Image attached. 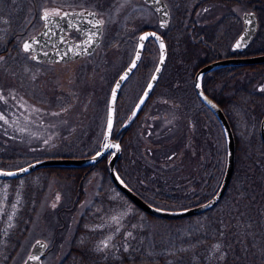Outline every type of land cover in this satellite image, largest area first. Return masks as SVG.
<instances>
[{"label":"trees","instance_id":"obj_1","mask_svg":"<svg viewBox=\"0 0 264 264\" xmlns=\"http://www.w3.org/2000/svg\"><path fill=\"white\" fill-rule=\"evenodd\" d=\"M180 1L182 6L185 0ZM255 1L260 3L255 7L260 29L252 45L240 54L243 56L264 53V0H251V3ZM227 2L233 5L236 0H225ZM231 7L225 6L226 10ZM181 9L178 7L177 11ZM228 17L225 15L215 26L193 17L186 28L181 24L176 29L184 49L182 54H176L182 57L181 66L170 82L182 81L188 75L186 65L196 60L199 47L208 57L196 64L192 74L207 62L238 55L231 51L230 36L225 29ZM174 27L169 30L170 35ZM145 29L148 27L138 32ZM191 32L196 34L191 35ZM168 36H165L169 50L167 65H171L174 60V64L177 62V56ZM148 48L147 45L145 55ZM150 63L145 68L150 67ZM165 76L162 75L160 82L168 80ZM203 84L207 95L224 110L236 139L235 173L220 204L199 216L161 219L142 212L118 192L108 177L105 161L88 168L40 169L38 171H46L71 186V205L63 204L55 210L56 232L75 225L68 254L61 264H264V250L261 249L264 248V145L258 131H255L256 135H250L246 143L238 136L243 119L248 120V127L256 128L264 114V63L218 69L206 75ZM156 92L155 89L146 107ZM207 114L202 110L194 112L191 121L177 131L175 123L163 127L151 121L147 130L157 135L152 140L147 137L153 145L152 150L147 144L137 148L136 132L131 135L133 126L130 127L121 138L123 154L117 163L121 178L143 199L160 208L179 210L206 201L218 188L226 167L224 137L222 145L216 140L222 129L218 121ZM88 142L65 152V148L70 147L64 140L60 152L32 159L57 154L61 157L90 156L98 151V146L96 143L93 148L88 147ZM2 156L0 164L4 165L9 157ZM94 173L108 179V183L93 196L89 207L77 216L74 211L87 200L85 184ZM34 199L28 194L21 203L23 210L15 220L9 221L8 217V221L0 222V241L5 247L3 252L0 249V264L10 263L13 248L23 240L36 208ZM222 205L227 208L221 210ZM238 216L243 220V229L237 226L239 222L236 228H232L234 225L226 221ZM105 242L110 245L103 249Z\"/></svg>","mask_w":264,"mask_h":264},{"label":"rangeland","instance_id":"obj_2","mask_svg":"<svg viewBox=\"0 0 264 264\" xmlns=\"http://www.w3.org/2000/svg\"><path fill=\"white\" fill-rule=\"evenodd\" d=\"M28 1L31 2V0H22L24 4ZM38 1L43 2L45 0ZM64 1V5H70L71 8H79L83 11L96 10L99 13V17L104 24L102 44L91 57L83 59L75 65H66L64 67L49 66L46 69L42 65L35 67V64H32V73L27 69V73L29 74L30 72L29 77H32L31 80L35 79V82L38 83V85L36 84L28 90V94L30 92L35 93V96L30 95L28 97L29 101L25 104L26 110L29 111L28 118L18 119L16 120L17 123L12 125L11 120H8L6 116L8 114L6 112L7 106L0 105V112H3L5 117L0 114V156L6 155L5 157H9L7 158L8 163L4 162V165L0 164V169L21 167L32 162V158L58 153L60 152L59 149L63 147L61 145H63L62 142L64 140L71 148V150L70 148H65V152L73 151L75 148L82 146L86 141H89L86 144L88 147L92 146L93 148L96 143L97 146H100L106 127L111 89L119 75L134 57L140 33L138 31L144 26L148 28L154 27V29L157 28V17L155 13L145 6L142 0ZM166 1L169 5L172 4V1ZM201 1L185 0L181 6V1L175 0L174 5H171L173 9L175 7L171 25L168 30L161 32L164 37L169 35L168 37H170L169 39L173 47L172 51L175 52L174 55L177 53L179 55L182 54L184 49L178 40L179 35L176 29L178 27L180 28L181 24H184L186 28L187 24L191 21V16H196L194 20H200L206 25L215 26L224 15H229L225 20L227 25L225 29H227V35L230 36V43L232 45L243 30V14L245 12L255 11L254 7L258 5L255 3L253 6H249L247 0H236L237 2L233 4L234 6L226 10V8H223L225 0H211L209 3L202 4L197 8L198 3H201ZM48 2L59 5L56 3L58 2L57 0H48ZM51 6L53 5L51 4ZM178 7L182 9L177 11ZM205 7H207L206 10ZM195 11L196 14H194ZM4 25L6 27H12V24ZM15 26L17 45L20 48L25 39L38 32L41 28V23L40 25H36L17 22ZM173 26L175 27L170 35L169 30ZM157 30L159 29L157 28ZM217 30L222 31L220 28H217ZM195 34L191 32V35ZM0 40L1 43H4L5 37L2 36ZM197 43L200 44L199 42ZM1 45L3 46L4 44ZM148 47L149 52L144 55L142 59L143 64H140L135 73L124 84L119 94L115 132L118 133L124 125L128 126V129L133 126L131 135L136 132L137 140L135 142L137 148L138 145L143 144L145 146L147 144L152 146V150L153 145L149 143L147 137L152 140L157 135L155 132L147 130L151 121L153 124H161L163 127L173 126V123H175L177 131L185 126L188 121H191L194 117L192 116L194 112L202 110L203 113H208L207 116L209 113L212 115V113L208 110L204 111L200 107L194 91L193 81L196 72L192 74L191 71L201 59L208 57L203 52L204 50L199 47L196 60L193 64L186 65L188 75L186 74L182 81L179 79L177 81L178 83L176 81H169L171 76H173L171 79H175V73L181 66L179 63L182 57L176 55L177 62L175 64L178 63L179 65L176 66L174 64L175 60L171 65L168 63L169 69L168 65H166L163 74L166 75L165 77L168 80L159 81L160 83L156 87L157 92L155 93V97L145 108V112L142 116H137L129 124H125L127 118L129 119L128 115L135 109L158 64V45L151 41L148 43ZM17 56V60H22L23 56L26 57L22 53H18ZM148 63H150V67L145 68ZM41 73L42 75L46 74L50 91L57 89L60 92L59 96H61L59 99L65 98L59 105L61 110H63L59 114H57L58 111H53L57 109L54 103L55 101L50 100V104L48 105L39 96L38 89L42 82L40 77ZM178 78H180L179 75ZM72 90L77 94L75 102H71L65 95L62 96V93H69L72 96ZM46 107L50 108L49 112H46L47 115L44 112ZM247 121L245 119L242 120L243 124H241L238 133L243 143H246L250 139V135H256L255 131L259 133L261 120L257 122L256 128L254 126L248 127ZM128 129L127 131H129ZM159 130H162V128H159ZM149 132L150 134L148 135ZM156 132L158 133V131ZM60 134L63 137L57 136ZM222 137H224L223 131L221 133L218 132L216 140L221 145L223 143ZM141 149L142 147H140ZM10 154L12 156H8ZM58 155L61 154L51 155V158L61 157ZM223 175L224 172L219 180V185L221 184ZM107 183L108 179H105V177L98 173H94L85 184L88 198L77 206L74 213L79 216L89 207L92 203L93 196ZM70 187L69 183L62 179L59 180L46 171H36L18 179L0 180V222L8 221V217H10L9 221L15 220L18 213L23 210L21 203L28 194H31L33 198L37 199H34L36 208L29 222V228L23 240L17 245V248H13V256L9 259V264H23L29 255L33 243L38 239H43L49 243V251L43 259V264H61L62 259L68 254L75 225H68L63 230L56 232L54 230L56 222L55 210L63 204L65 206L71 205L72 196ZM216 191L209 198H212ZM111 192L116 194L112 189ZM226 208L227 206L225 205L221 206V210H225ZM226 221L234 225L232 228H236V224L239 222L237 226L239 225L238 227L243 229V220L240 216L234 217V220L231 217ZM105 243L107 247L110 245L109 242ZM0 244L1 252H3L5 250L3 246L4 242L0 241ZM103 245V249H105V244ZM261 249L264 250V248Z\"/></svg>","mask_w":264,"mask_h":264},{"label":"water","instance_id":"obj_3","mask_svg":"<svg viewBox=\"0 0 264 264\" xmlns=\"http://www.w3.org/2000/svg\"><path fill=\"white\" fill-rule=\"evenodd\" d=\"M149 4L158 14L159 27L161 30L168 29L171 21V12L168 5L164 0H144ZM89 13V12H88ZM88 13L78 15L79 12L69 13V19L73 26H69V23L65 20H61L59 17H50L49 21L45 22V27L33 37L28 38L24 41L22 47L24 49V44L27 43L31 46L30 51L35 53L34 59L39 62H69L92 55L102 42L103 36V24L96 28L92 27L93 23L101 21L95 12L94 16H90ZM45 21V20H44ZM244 29L240 36L234 41L232 49L234 51L243 52L246 50L250 44L255 39L257 32L259 30L258 17L255 12H245L243 14ZM67 29L77 30L82 39L79 41L66 40L64 32ZM141 37H146V39L141 40ZM91 44L89 46V41ZM149 40H154L159 48V60L157 67L147 84L143 94L141 95L139 102L137 103L135 109L131 113L126 124L132 122L138 114L141 112L150 96L152 95L156 85L158 84L162 73L164 71L165 65L168 59V48L164 37L155 30H146L142 32L137 40V47L130 64L124 69V71L119 75L115 81L108 103V114L106 127L104 130V136L102 140L101 149L91 155L86 157H62V158H48L37 160L31 162L23 167L4 170L0 169V179L10 180L18 179L29 175L30 173L49 167H81L87 168L95 166L101 163L103 160L107 159V173L115 185V187L127 197V199L133 203L142 212L167 220H179L189 217H195L207 213L208 211L214 209L221 200L226 195L228 188L232 182L235 166H236V141L231 124L223 111V109L211 99L203 88V78L205 75L226 67L233 66H245V65H256L264 63V53L257 54L253 56H234L227 57L209 62L202 67H200L194 76V90L198 99L211 111L219 122L225 142H226V167L225 172L220 184L219 189L215 195L204 203L189 208L179 209V210H168L154 206L141 198L137 193H135L119 176L116 165L118 160L122 155V146L119 141L112 138L115 118H116V106L119 98V94L128 81V79L134 74L138 68L147 42ZM161 43H163V48H161ZM240 45L237 47V45ZM50 48L48 52L43 51V49ZM135 65V66H134ZM158 69V70H157ZM124 77V79H121ZM142 101V103H141ZM109 121H111V127H109ZM259 135L262 143L264 144V114L260 121ZM110 145V147H105V145ZM118 146V147H116ZM26 169V171H25ZM48 252V243L43 239L36 240L29 252L26 261L23 264H43V259L46 257Z\"/></svg>","mask_w":264,"mask_h":264},{"label":"flooded vegetation","instance_id":"obj_4","mask_svg":"<svg viewBox=\"0 0 264 264\" xmlns=\"http://www.w3.org/2000/svg\"><path fill=\"white\" fill-rule=\"evenodd\" d=\"M57 1L58 2H56V3H58L59 5H55V4L51 3L53 5V6H51V4H50V2H48V0H45L43 2H39L38 0H31V2L28 1L25 4L22 2V0H0V39L2 38V36L5 37L4 43H1V40H0V105L2 104V105L7 106L6 112L8 114L6 116H7L8 120H11L12 125L16 124L17 123L16 120H18V119L21 120L23 118H28L29 111L26 110L25 104L29 101L28 97L30 95L35 96L34 92H30L28 94V90L31 89L32 86H34L36 84L38 85V83L35 82V79H32L33 80L32 81L31 80L32 77H29L30 72L32 73V64H35V67L37 65H42V67H44L46 69H48L49 66H51V67H53V66L64 67L66 65H75L76 63L80 62L81 60L91 57L95 53L94 52L90 56H86V57L79 58L77 60H73V61H69V62H39V61H36L34 59L35 53L26 52L23 49L22 45L24 42L21 44L20 48H18L17 32H16L15 24H17V22H18L21 24L22 23L23 24L29 23V24H36V25L39 24L40 25V23H41V28L38 30V32L35 35H32L31 37L36 36L45 27V21L43 19V15H44V12L46 10H48V11L59 10L61 12V15H63L64 13L79 12V13L86 14L88 12H95L97 14L98 18L100 20H102L99 17V13L96 10L83 11V10H80L79 8H73V7L71 8L70 5H64V3H65L64 0H57ZM164 1L168 5L170 12H171V21H170V25H171L172 14L174 11V9L171 5H174L175 0H170V1H172V4H170V5L168 4V2L166 0H164ZM210 1L211 0H203V1H201V3L199 2L200 4L198 3L197 8H199L202 4L209 3ZM142 2L145 6L150 8L155 13V15L157 17V28L159 29V30H157V28L154 29V27H153V28H148L145 30H155V31L160 32L163 35V33L160 31V27H159L158 14L144 0H142ZM228 2L227 3L224 2V5L227 7L234 6ZM247 3L249 4V6H253V4L256 3V1L251 3V0H250ZM211 4H213V3H211ZM257 4L260 5V3H257ZM224 5H223V8H225ZM255 7H254V9H255ZM206 9H207V7H205V10ZM254 12L256 13V15L258 17L259 29H260V19H259V16H258L256 9ZM194 14H196V11L194 12ZM52 17H56V16H52ZM193 17H196V16L194 15ZM193 17L191 16V19ZM223 18L221 20H219L218 23L221 22L223 20ZM242 21H243V16H242ZM4 24H7V25L12 24V27H6ZM170 25H169V27H170ZM144 27H146V26H144ZM169 27H168V29H169ZM208 28H210V27H208ZM243 29H244V22H243ZM145 30H143V31H145ZM143 31H141L140 33H142ZM258 32H259V30H258ZM103 33H104V24H103ZM140 33H139V35H140ZM64 35H65L66 40L79 41L82 39L81 34L77 30H74V29L73 30H71V29L65 30ZM27 39H25V40H27ZM151 41H153V40H149L148 43ZM148 43H147V45H148ZM1 44H4V45L2 46ZM232 46H233V44L231 45V51L235 54H238L237 55L238 57L243 56L240 54H242L244 51H246L250 47L249 46L243 52H238V51H234L232 49ZM50 50H51L50 48L43 49V51H45V52H48ZM18 53L19 54L22 53L26 57L23 56L22 60H17V57H18L17 54ZM243 57H247V56H243ZM215 60H218V59H215ZM212 61H214V60H212ZM212 61H210V62H212ZM207 63H209V62H207ZM27 69L30 70L29 74L27 73L28 72ZM40 77H41V81L43 82V83L42 82L40 83L39 89H38V93H40L39 96L42 97L41 100L46 102L48 105L50 104V100L55 101L54 103L56 104L57 109H55L53 111H58L57 114L61 113L63 110H61L59 105L61 104V102H63V100L65 98H62L61 100L59 99V97H61V96H59L60 92L57 89H55V90L51 89L52 91H50V85H49V82H47L46 74L42 75V73H41ZM34 89H35V87H34ZM35 91L37 92V90H35ZM72 91H73L72 96L69 93H62V96L65 95V97H67L71 102H75V98L77 97L76 96L77 94H75L74 90H72ZM26 94H28V96H26ZM152 95H151V97H152ZM148 102H149V100L147 101V103ZM147 103L145 104V106L143 107L141 112L138 114V116L139 115L142 116V114L145 112L144 110L146 108ZM117 105H118V103H117ZM203 107H204V105H203ZM204 108L207 110L206 107H204ZM117 109L118 108L116 107V117H117ZM44 110H45L44 112L46 114V112H49L50 108L46 107ZM0 114H2V116L4 117L3 112H0ZM130 114L128 115L129 117H130ZM127 120H128V118H127ZM125 124H126V122H125ZM127 129H128V126L124 125L118 133L116 132V137H113V139L120 141L121 138L126 135ZM118 135L120 136V138ZM57 136L63 137L62 134L57 135ZM65 259H66V257H64L62 259L61 263Z\"/></svg>","mask_w":264,"mask_h":264},{"label":"snow or ice","instance_id":"obj_5","mask_svg":"<svg viewBox=\"0 0 264 264\" xmlns=\"http://www.w3.org/2000/svg\"><path fill=\"white\" fill-rule=\"evenodd\" d=\"M90 16H94L95 15V13H92V12H89L88 13ZM70 15H74V14H69V13H64L63 15H61V12L59 11V10H53V11H48V10H46L45 12H44V15H43V19L45 20V22L47 23L48 21H49V19H50V17H52V16H56V17H59L61 20H65V21H67L68 23H69V26L71 27V26H73L72 25V22H71V20L69 19V17H70ZM78 15H83V13H79ZM98 24L99 25H102L103 24V21L101 20V21H98L97 23H93L92 24V27L93 28H96L97 26H98ZM144 39H146V37H141V40H144ZM90 44H91V40L89 41V46H90ZM240 45L238 44L237 45V47H239ZM161 48H163V43H161ZM30 49H31V46L29 45V44H27V43H25L24 44V50L26 51V52H28V51H30ZM135 66V65H134ZM158 70V69H157ZM121 79H124V77H121ZM141 103H142V101H141ZM109 127H111V121H109ZM105 147H110V145H105ZM116 147H118V146H116ZM25 171H26V169H25ZM115 219V218H114ZM105 247H107V244L105 243Z\"/></svg>","mask_w":264,"mask_h":264}]
</instances>
